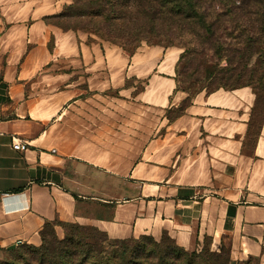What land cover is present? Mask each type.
<instances>
[{"label": "crops", "instance_id": "1", "mask_svg": "<svg viewBox=\"0 0 264 264\" xmlns=\"http://www.w3.org/2000/svg\"><path fill=\"white\" fill-rule=\"evenodd\" d=\"M71 1L0 0V256L19 243L39 245L45 223L59 219L93 225L110 238L159 240L167 231L186 249L210 235L240 259L264 264V198L253 194L264 191V124L253 153L242 152L252 90L195 94L167 121L166 134L146 142L145 161L129 169L123 185L104 147L77 151L73 138L59 140V120L79 102L105 101L107 90L146 110L178 107L188 94L177 90L175 72L160 71L162 62L149 70L138 51L127 56L94 34L45 21ZM144 76L140 92L125 84ZM13 137L28 149H13ZM239 166L249 172L241 184ZM56 231L61 235V226Z\"/></svg>", "mask_w": 264, "mask_h": 264}, {"label": "trees", "instance_id": "2", "mask_svg": "<svg viewBox=\"0 0 264 264\" xmlns=\"http://www.w3.org/2000/svg\"><path fill=\"white\" fill-rule=\"evenodd\" d=\"M237 2L238 0H72L61 12L45 16L44 19L62 29L88 32L118 44L129 55H133L144 42L152 46L184 47L176 64L174 77L177 90L184 92L191 89L192 81L185 79L179 71L180 62L190 65L203 57L208 47L220 42L221 46H218L222 47L220 55H223L221 58L225 60V65H221V60L214 71H210L211 81L218 86L207 93L220 88H252L256 97L242 145V152L251 155L264 124L262 118L259 125H256L258 130L250 135V128L255 124L256 108L260 104L264 105V0ZM251 5L255 6L254 13L260 12L252 29L241 30L233 26L229 30L232 26L230 21L229 25L223 26L221 23L217 27L222 35L216 37L214 19L235 15L237 9L244 10ZM236 31L240 35H234ZM192 97L188 93L176 107L177 114L168 117V120L174 121L190 105ZM249 135L253 142L251 151H248ZM57 226L65 228L63 238L57 235ZM92 230L97 232L96 227H92ZM103 232L104 238L94 245L85 241L89 232L82 226L59 219L49 221L41 230L39 245L19 243L9 248L6 261L0 264H221L202 263L199 253L188 252L175 238L165 236L169 234L167 231L163 232L159 240L149 234H142L138 238L111 239ZM106 243L108 248H103ZM250 261L251 259L240 264H251Z\"/></svg>", "mask_w": 264, "mask_h": 264}, {"label": "rangeland", "instance_id": "3", "mask_svg": "<svg viewBox=\"0 0 264 264\" xmlns=\"http://www.w3.org/2000/svg\"><path fill=\"white\" fill-rule=\"evenodd\" d=\"M239 2L242 3V0H238L237 3ZM254 11H256L255 6L251 5V7L245 8L244 10L237 9L235 15L219 16L218 18L214 19L216 37L222 35V33L217 28L221 23H223L224 26L229 25V22L231 21L232 26L229 28V30L232 29L233 26L236 27V29L241 28V30L252 29V26L257 23V18L260 16V12L254 13ZM235 16L239 19H237ZM234 35H240V32L236 31L234 32ZM234 43L235 42H233V44ZM218 45L221 46L220 42H215L213 46H210L205 50L203 57L196 59L190 65L185 64L184 61H181L178 65V69L184 78L192 81L191 89L189 88L188 92H186L187 94L191 93V95L194 96L199 92L207 93L218 86L211 81L210 73V71H214L213 69L219 62H221V60V65H225V60L221 58L223 55H220L222 47ZM121 48L122 51H124L123 54L128 56L129 53H127L123 47ZM137 51V57H139L138 59L141 60L139 61L140 66L144 65L145 67H148L149 70H151V68L157 63L159 64L162 62L163 65L160 66V71L176 73V64L180 58V54L184 51V47L178 45L170 47H164L160 45L152 46L144 42L142 43L141 48L139 50L137 49ZM145 76L137 78L136 82L133 81V78L128 79L126 80L125 84H132L135 88V91H141L147 86L148 83L147 77ZM194 80L198 82L193 83ZM83 85L85 86V84H82L81 87ZM247 87L252 90L250 86ZM114 95V91L109 92L107 90L106 97L104 98L105 101H99L97 98H95L94 100H88L87 105L83 107L81 102H79V109L76 108L73 111L64 114L63 118L59 120V125L57 128L59 131V140L65 144L67 140L73 138V147H75V149L79 148L77 151L80 149H88V147H90L97 153L99 146L104 147L107 155L106 158L108 159L106 162L111 161V163L117 168L116 170H119L115 172L122 174L121 176L123 177V180L121 182L124 185L127 179L125 177H128L124 175L128 173L129 169L133 165L145 161L143 151L145 149L146 142L155 136L166 134L168 132L166 130L168 117H174L177 114V108L172 107L170 110L163 107L159 108L155 105L153 110H146L145 107L140 106V100L137 101L131 99L130 97L127 98L124 96L117 97L115 99ZM153 95H155V98H159V96H157L155 93ZM253 95L256 97L254 92ZM130 100H133V102ZM97 102H100L102 105L104 104L105 107H99ZM262 118H264V105L260 104L258 108H256L255 124L252 128H250V135L258 130L256 125H259ZM251 139L252 137L250 136V147L248 151L252 150L251 146L253 142ZM111 155H113V158L109 159L108 156ZM241 167L242 166H239V171H235L237 174V182L240 184L243 182L242 174L249 173L241 171ZM113 172L114 171H107L106 176L109 177L111 175H115ZM139 173H141V171ZM250 179L255 180L256 177L251 176ZM253 192L255 196H262V198H264V191L261 193L256 191ZM244 194L245 193L242 192V196ZM254 198V200L251 198L249 200L260 201L262 199H257L256 197ZM244 199L246 200L247 196L244 197ZM71 223L82 226V228L89 232V235L85 236V241L94 245L99 244L100 240L105 236L103 230L97 227V232H93L92 227H95L93 225L80 222ZM68 228L69 226L67 229ZM61 230V235L57 233L59 238H63L65 236V228L61 227ZM168 235L170 234L165 236ZM138 237L139 236L135 238ZM168 241L171 242V239H168ZM103 248H108V244H104ZM186 250L188 252L199 253L202 256V263L217 262L221 264H240L251 259V264H263L258 258L255 257L245 260L240 259L237 251L234 250L230 244L225 241H222L221 243H215L210 235L205 236L203 241L199 242L194 248ZM9 251L10 249L3 251L2 255L0 256V263L6 261Z\"/></svg>", "mask_w": 264, "mask_h": 264}, {"label": "built area", "instance_id": "4", "mask_svg": "<svg viewBox=\"0 0 264 264\" xmlns=\"http://www.w3.org/2000/svg\"><path fill=\"white\" fill-rule=\"evenodd\" d=\"M12 147L18 151H26L29 147V143L19 137H13Z\"/></svg>", "mask_w": 264, "mask_h": 264}, {"label": "bare ground", "instance_id": "5", "mask_svg": "<svg viewBox=\"0 0 264 264\" xmlns=\"http://www.w3.org/2000/svg\"><path fill=\"white\" fill-rule=\"evenodd\" d=\"M171 61V60H170Z\"/></svg>", "mask_w": 264, "mask_h": 264}]
</instances>
